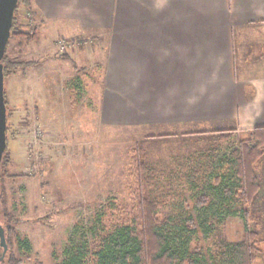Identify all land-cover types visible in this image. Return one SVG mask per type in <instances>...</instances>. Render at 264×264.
<instances>
[{"label": "rangeland", "instance_id": "obj_1", "mask_svg": "<svg viewBox=\"0 0 264 264\" xmlns=\"http://www.w3.org/2000/svg\"><path fill=\"white\" fill-rule=\"evenodd\" d=\"M109 1L103 0L98 10L94 7L99 1L88 3L102 15L110 9ZM107 24L94 22L88 29L77 24L73 35L66 29L57 34L52 28L43 29L32 9L19 6L18 29L36 36L30 41L14 34L7 49L11 60L34 63L17 68L5 80L8 142L0 223L5 228L12 224L15 232H8L12 245L5 254L0 246V264H8L3 262L6 255L18 264H61L66 247L83 233L93 238L92 229H100L99 223L108 227L120 215L128 216L138 200L132 175L137 153L152 168L154 184L144 188V195L160 202L158 215L165 221L191 217L199 223L200 216L216 210L197 203L210 188L193 185L195 158L212 148L222 154L244 141L253 144L254 126L240 127L238 118L197 117L207 113L200 109L187 123L169 124L159 122L160 116L133 114L102 117L108 49L125 47L118 29L115 38L114 28ZM132 36L129 33L128 41ZM243 49L248 56L254 51ZM220 131L230 133L229 140L214 138ZM256 174L260 190L254 200L237 199L235 206L249 210L248 228L256 233L258 247L253 264H264V155ZM214 226L210 238L202 235L193 247L203 246L210 254L224 241H240L246 234L245 219L239 214ZM17 236L30 241L29 251L17 245Z\"/></svg>", "mask_w": 264, "mask_h": 264}, {"label": "crops", "instance_id": "obj_2", "mask_svg": "<svg viewBox=\"0 0 264 264\" xmlns=\"http://www.w3.org/2000/svg\"><path fill=\"white\" fill-rule=\"evenodd\" d=\"M97 1L95 10L103 4ZM107 4L108 12L98 15L88 0H31L41 27L57 34L66 29L73 35L78 25L88 29L94 22L112 25L115 38L118 29L125 47L108 49L102 117L187 123L200 109L207 113L197 117L238 118L243 128L264 125V0ZM243 47L254 53L249 57Z\"/></svg>", "mask_w": 264, "mask_h": 264}, {"label": "trees", "instance_id": "obj_3", "mask_svg": "<svg viewBox=\"0 0 264 264\" xmlns=\"http://www.w3.org/2000/svg\"><path fill=\"white\" fill-rule=\"evenodd\" d=\"M20 4L31 9V0L19 1L11 37L18 34L32 41L36 35H31L29 31H22L16 25ZM9 44L10 41L8 46ZM2 62L5 80L7 75L17 68L34 63V61H13L8 57L7 51ZM230 137V133L220 131L219 135L214 138L226 141ZM251 137L252 145L244 141L238 148L234 147L222 154L217 153L218 148H212L200 152V155L195 158L191 175L197 181L194 180L192 183L193 185L204 183L210 188V193L202 194L197 199V203L204 209L216 210L204 217L200 216L199 223L191 217L165 221L158 215L160 202L144 195V188L154 184L152 168L137 153L132 166V175L137 183L138 200L128 213L129 215L126 217L120 215L108 227L99 223L100 229L96 227L92 229L93 238L83 233L78 241L66 247L65 257L61 264H253L257 257L258 247L256 233L248 228L249 216H252L249 210L243 207L239 209L235 203L237 199L238 201H253L260 190L256 167L264 155V125L254 126L251 130ZM4 162L5 154L0 180ZM237 196L239 198H236ZM237 214L245 219L244 239L224 241L217 251L210 254L203 246L193 247L192 243L202 235L206 239L210 238L217 222L222 223L228 216ZM5 232L9 248L12 242L9 241L8 232L13 234L14 226L8 223ZM16 239L19 247L28 251L31 249L27 238L17 236ZM2 255L3 250L0 249V260L3 258ZM6 256L4 263L18 264L17 259H7Z\"/></svg>", "mask_w": 264, "mask_h": 264}, {"label": "water", "instance_id": "obj_4", "mask_svg": "<svg viewBox=\"0 0 264 264\" xmlns=\"http://www.w3.org/2000/svg\"><path fill=\"white\" fill-rule=\"evenodd\" d=\"M20 0H0V175L2 162L7 148V104L5 96V71L3 58L11 38L15 11ZM1 198V180H0ZM0 245L4 254L8 249L5 227L0 223Z\"/></svg>", "mask_w": 264, "mask_h": 264}]
</instances>
